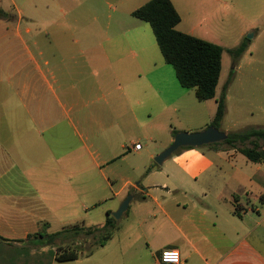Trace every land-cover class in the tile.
<instances>
[{
    "label": "crops",
    "instance_id": "0c3cea01",
    "mask_svg": "<svg viewBox=\"0 0 264 264\" xmlns=\"http://www.w3.org/2000/svg\"><path fill=\"white\" fill-rule=\"evenodd\" d=\"M149 1L0 0V237L6 240L0 241V264H114L119 258L140 264L145 255L148 264H160L166 249L177 250L181 264H264L263 163L214 146L183 149L169 166L151 168L152 158L172 141L166 113L181 95L177 89L168 93L175 86L163 59L156 60L150 27L131 16ZM34 18L43 19L42 31ZM235 60L230 56L221 85L230 81L218 126L227 135L264 129V106H250L262 114L240 129L231 122L239 114L230 80L238 70ZM222 73L221 56L219 80ZM219 80L214 98L206 101L213 103L210 124ZM133 128L151 133L143 137L148 150H134L137 141L126 143ZM131 154L137 165L127 162ZM117 161L127 176L113 200L104 197L100 204L132 196L122 217L138 219L136 227L114 230V238L126 236L128 244L110 246L111 238L90 256L58 262L55 245L27 240L43 224L51 233L56 198H73L79 207L77 188L97 180L111 189L110 176L114 183L120 176L113 168ZM137 196L140 212L127 214ZM115 208L109 207L110 217ZM159 215L160 222L147 225ZM153 231L174 237L157 245ZM88 245L86 238L81 247Z\"/></svg>",
    "mask_w": 264,
    "mask_h": 264
},
{
    "label": "rangeland",
    "instance_id": "374dc122",
    "mask_svg": "<svg viewBox=\"0 0 264 264\" xmlns=\"http://www.w3.org/2000/svg\"><path fill=\"white\" fill-rule=\"evenodd\" d=\"M177 8V13L181 18L180 24L177 26L176 30L181 33H186L193 37L205 41H212L216 45H219L224 49L222 59H223V73L219 80V85L217 92L219 94L221 85L226 77V65L229 62L230 55L228 50L236 48L244 40H247L248 49L239 58L235 60L238 65V70L233 72V76L230 80L233 82L231 87V93L236 97L237 101L234 105L239 109V114L235 119H231L232 123H237V128L239 129L252 119H257L261 111H258L257 107L264 106V0H173ZM36 24L33 26L36 29L42 31L46 24H42L43 19L34 18ZM41 21V22H40ZM40 24V28L39 25ZM147 28H149L148 25ZM151 37L153 38L152 32L149 29ZM242 34V36H241ZM154 42V54L156 60H161L162 57ZM165 64V63H164ZM169 77L170 82L174 84L175 88H172L168 93L175 95L177 89L180 92V99L171 108L167 110L165 128L172 129V133H196L205 130L210 126L208 122V113H210V106L213 103H206V101L199 102L195 99L193 91L183 89L179 86L175 72L170 65H164ZM238 99H243L241 103ZM256 108H253V107ZM177 110V111H176ZM252 113L253 118L249 115ZM207 123V124H204ZM250 129V128H249ZM219 131L223 132L218 128ZM132 132L129 133L126 143L129 141H137L140 147H143V152L148 150L149 143L144 137L146 134H151L147 129L133 128ZM144 134H143V133ZM152 134H154L152 132ZM174 136V135H173ZM172 136V138H173ZM215 144L203 146L196 148L194 150L204 151L207 148L217 146ZM249 145V144H247ZM153 147V145H151ZM183 150L179 149L175 152L169 159L162 163L161 168L169 166L171 161L177 154ZM163 151L160 150L158 154ZM129 154V153H128ZM156 154V156L158 155ZM154 156V158L156 157ZM152 158L151 168L157 167ZM118 162L113 165L114 171L119 173L120 176L115 178L117 182L114 183V174L110 176V181L112 183V188L103 187L101 183L97 180L88 184L86 187L77 188V192L80 193L79 207L75 202L73 203V198L70 202H63L66 200L65 197L56 198L55 208L53 213L48 218L51 225L50 232L56 233L61 231L63 228H69L73 225H78L83 228H102L106 213H108L109 207L111 209H118L120 203L117 200L109 202L107 204H100V201L104 197H109L113 200V193L117 189V186L121 184V177H126L128 170L122 166L118 168ZM127 162L130 165H137V157L134 155H129L127 157ZM148 172V171H147ZM105 173L109 175V169L105 170ZM129 196V195H128ZM127 198V196H125ZM78 200V201H79ZM72 201V202H71ZM140 205L139 197L137 196L134 201H132L131 206L127 214H132L140 212L138 208ZM82 207L85 208L82 210ZM81 208V210H80ZM146 211L148 213L154 211L152 205H146ZM140 209V208H139ZM110 213V212H109ZM112 213V212H111ZM162 216L159 215L156 220L148 219L147 225H153L154 222H160ZM115 221V228H134L138 223V219L133 217H122ZM112 233V240L109 242L110 246H115L116 244L126 245L129 242L125 240L126 236H115ZM155 231L150 233L153 236L152 243L157 245L164 244L174 237L171 232H163L160 234H155ZM100 235H98L99 237ZM82 237V236H81ZM88 244L92 242L91 237L87 238ZM142 244V243H141ZM142 250L143 244L140 245ZM87 247V246H86ZM145 247V246H144ZM112 248V247H109ZM149 256L145 255V263L143 261L140 264H148ZM114 264H131L126 261L115 260Z\"/></svg>",
    "mask_w": 264,
    "mask_h": 264
},
{
    "label": "trees",
    "instance_id": "16d2710c",
    "mask_svg": "<svg viewBox=\"0 0 264 264\" xmlns=\"http://www.w3.org/2000/svg\"><path fill=\"white\" fill-rule=\"evenodd\" d=\"M2 15L4 14L0 11V16ZM131 16L149 25L164 63L173 68L181 88L194 90L199 102L214 98L221 71L222 47L177 31L180 17L170 0H150L133 11ZM247 42L244 40L237 48L228 50V54L233 59L239 58L246 51ZM229 82L227 80L221 89L210 124L216 129L224 116L225 93ZM216 145L235 149L252 163L264 164V129L250 128L231 133L225 141ZM150 170L151 168L147 171ZM234 213L237 214V211ZM109 215L108 212L100 229H85L73 225L56 233H47L48 226L43 224L42 229L27 236V240L37 246L55 245L58 262L74 261L81 255L90 256L95 248L104 246L112 238L116 228L114 219ZM88 237L92 239L90 245L81 247ZM0 241L6 240L0 237Z\"/></svg>",
    "mask_w": 264,
    "mask_h": 264
},
{
    "label": "water",
    "instance_id": "95a60500",
    "mask_svg": "<svg viewBox=\"0 0 264 264\" xmlns=\"http://www.w3.org/2000/svg\"><path fill=\"white\" fill-rule=\"evenodd\" d=\"M228 135L218 129L209 126L205 130L196 133H177L173 136L171 143L154 158L156 165L161 166L162 163L170 158L175 152L182 148H199L215 143H221L227 139ZM132 200L129 195L120 204L119 208L111 213L114 220H119L127 211Z\"/></svg>",
    "mask_w": 264,
    "mask_h": 264
},
{
    "label": "built area",
    "instance_id": "2783aa9c",
    "mask_svg": "<svg viewBox=\"0 0 264 264\" xmlns=\"http://www.w3.org/2000/svg\"><path fill=\"white\" fill-rule=\"evenodd\" d=\"M133 149L139 150L140 146L138 144H135L133 146ZM166 254L168 255L174 254L176 258L174 260L166 259ZM159 263L160 264H181L180 254L177 250H173V249L162 250L159 254Z\"/></svg>",
    "mask_w": 264,
    "mask_h": 264
},
{
    "label": "snow or ice",
    "instance_id": "6c2138e0",
    "mask_svg": "<svg viewBox=\"0 0 264 264\" xmlns=\"http://www.w3.org/2000/svg\"><path fill=\"white\" fill-rule=\"evenodd\" d=\"M176 257H175V255L174 254H172V255H169L168 257H167V259H169V260H174Z\"/></svg>",
    "mask_w": 264,
    "mask_h": 264
},
{
    "label": "clouds",
    "instance_id": "9594fccd",
    "mask_svg": "<svg viewBox=\"0 0 264 264\" xmlns=\"http://www.w3.org/2000/svg\"><path fill=\"white\" fill-rule=\"evenodd\" d=\"M169 255L168 254H166V259H167V257H168Z\"/></svg>",
    "mask_w": 264,
    "mask_h": 264
}]
</instances>
